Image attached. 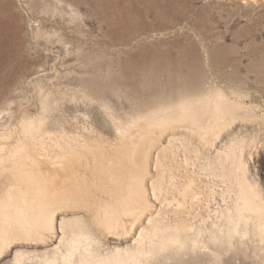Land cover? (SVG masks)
Listing matches in <instances>:
<instances>
[{
    "label": "rangeland",
    "instance_id": "rangeland-1",
    "mask_svg": "<svg viewBox=\"0 0 264 264\" xmlns=\"http://www.w3.org/2000/svg\"><path fill=\"white\" fill-rule=\"evenodd\" d=\"M0 63V133L20 132L47 100L48 135L113 141L139 117L220 95L233 116L216 146L236 151L233 167L245 158L246 177L264 201V0H0ZM188 149L176 153L178 161L189 158L174 169L180 179L215 186L218 203L191 214L209 227L222 196L238 193V172L220 176ZM256 225L247 214L239 234H250L219 261L187 251L161 264H264Z\"/></svg>",
    "mask_w": 264,
    "mask_h": 264
},
{
    "label": "bare ground",
    "instance_id": "bare-ground-1",
    "mask_svg": "<svg viewBox=\"0 0 264 264\" xmlns=\"http://www.w3.org/2000/svg\"><path fill=\"white\" fill-rule=\"evenodd\" d=\"M217 98H187L139 117L113 141L48 135L43 100L42 114L24 120L20 132L0 133V264H161L187 251L219 261L250 234H239L247 214L257 223L253 235L264 242V201L246 177L245 158L233 167L236 151L216 146L233 116ZM182 148L204 156L220 176L238 172V193L221 195L225 205L214 210L209 227L191 214L202 216L218 192L201 186L186 165L189 177L186 171V179L178 177L174 166L189 158L177 160ZM177 213L182 222L174 220Z\"/></svg>",
    "mask_w": 264,
    "mask_h": 264
}]
</instances>
